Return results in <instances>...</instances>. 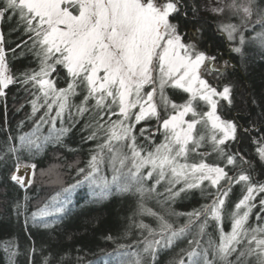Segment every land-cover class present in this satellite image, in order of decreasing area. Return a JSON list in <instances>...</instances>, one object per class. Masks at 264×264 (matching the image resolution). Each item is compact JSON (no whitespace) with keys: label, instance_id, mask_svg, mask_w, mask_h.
<instances>
[{"label":"snow or ice","instance_id":"snow-or-ice-1","mask_svg":"<svg viewBox=\"0 0 264 264\" xmlns=\"http://www.w3.org/2000/svg\"><path fill=\"white\" fill-rule=\"evenodd\" d=\"M178 4L179 0H4L3 7H0V19L8 12L18 14L21 22L26 24V31L33 34L29 38L33 39V48L39 47L36 55L41 57L39 71L31 74L25 72L23 79L18 81L6 63L3 35L0 34V97L6 95L4 90L11 84L19 82L28 85L31 82L32 87H38L40 92L31 102L32 116L45 109L35 120L33 131L19 137L21 148L39 151L47 143H61L70 131L63 126L65 117L74 125V115L83 117L90 111V100L95 101L93 108L100 115L87 139L96 140L99 133L104 134L103 143L97 145L98 151L91 155L86 167L77 169V175L81 178L68 187H61L42 206L37 207L31 213V220L36 226L49 227L45 218L65 212L70 202L64 194L84 183L99 188L100 191L94 194L100 199L111 194L113 187L118 192L135 190L141 201L139 214L155 217L158 226L152 228L143 222L137 225L148 233L141 242L143 248L129 252L127 249L130 246L118 245V256L132 257L131 260L121 261V264H149L150 260H155L156 251L162 244L171 247L188 236H191L189 247L181 251L188 257L189 264H233L229 257L237 252L242 237L248 238V245L255 246L239 251L235 264H242L241 258L250 256L256 257V264H264V226L247 227L250 213L255 207L252 201L256 194L264 193V184H251V178L246 174L228 177L225 169L217 165L203 161L187 162L189 144L199 147L204 139L202 134L197 139V125L210 123L213 130L222 133L219 139L215 134L211 136L215 150L221 154L223 150L219 146L229 139H235L236 125L217 115L218 101L213 99L218 96L231 103L230 87L225 86L222 92H218L202 78V68H206V62H213L215 57L198 49L194 42L195 32L191 34L193 42L186 43L179 32V25L170 20L173 14L179 13ZM227 7L233 9L234 14H243L239 16L238 24L220 26L227 33L228 40L239 39L240 46L232 51L243 55L246 42H255L264 50V6H261L260 0H244L240 4L237 0H231ZM213 11L223 12L224 9L216 8ZM254 14L256 19L252 26L260 25L261 30L255 36L246 38L242 30L249 27ZM57 65L66 69L70 78L65 88H57L55 81L49 78L57 70ZM147 87L151 90H147ZM167 87L182 89L191 98L177 105L165 95ZM78 89L86 94L76 105L72 103V98L80 95ZM157 95L159 106L165 112L171 107L175 114L163 119L160 125L164 130V142L144 155L145 150L136 143L134 127L152 117L160 119L155 100ZM197 98L207 103L210 111L198 113L194 106ZM114 106L118 111L113 110ZM137 107L139 111L134 113L133 109ZM72 108L76 109L75 114ZM189 113L192 119L186 121ZM105 115L108 117L106 121ZM113 116L117 118L112 120ZM57 121L61 124L59 128ZM44 125H50L47 136L42 132ZM145 131L142 128L140 134L143 135ZM125 147L130 150V155L124 152ZM8 151L15 153L18 149L10 146ZM258 152L264 159V148H259ZM181 158L185 162L181 163ZM106 160L112 171L110 180L101 174L100 165ZM234 160L233 156H227V164L233 165ZM30 167L33 173L27 181L18 174L20 165H17L10 179L21 187L31 186L36 165ZM144 169H149L146 174L142 171ZM154 174L157 185L167 177L169 186L165 191L169 200L183 192L201 188L204 181L217 187L218 194L211 204L203 205L200 209L188 213L170 211L168 215L187 217L183 225L174 227L164 215L153 212L143 203L146 196L150 197L156 192L155 185L150 188L144 186V181L152 179ZM225 179L229 185L233 180L236 183L244 182L246 194L235 205L236 211L231 213V232L224 233L221 228L218 244L211 237L202 243V238L207 235L208 217L215 221L222 219L224 198L230 191V187L221 191L223 186L220 182ZM182 182L183 187L173 191ZM59 183L63 185L62 180ZM260 204L264 205V200ZM16 207L21 206L17 204ZM241 209H244L242 213ZM249 233H252L250 237ZM157 235L159 239L155 238ZM106 239L113 238L108 236ZM177 264H185L183 258Z\"/></svg>","mask_w":264,"mask_h":264},{"label":"trees","instance_id":"trees-1","mask_svg":"<svg viewBox=\"0 0 264 264\" xmlns=\"http://www.w3.org/2000/svg\"><path fill=\"white\" fill-rule=\"evenodd\" d=\"M260 3L264 6V0H260ZM3 4L4 0H0V7H3ZM202 5V0H179L180 11L173 14L170 20L179 25V32L186 43L193 42L191 34L195 32L194 42L198 49L208 56L215 57L213 62H207L206 68H202V77L218 92H222L225 86L230 87L231 103L219 98L217 114L223 120L233 122L236 125V133L235 139H229L219 146L223 150L221 154L215 150L211 136L215 134L219 139L222 133L213 130L210 123L197 125L195 135L199 139L202 134L204 139L200 141L199 147L189 144L187 162L203 161L223 167L228 177L246 174L250 176L251 184H264V159L258 152L259 148H264V50L255 42H246L243 55L232 51L234 47L240 46L239 39L237 37L234 41L228 40L227 33L222 31L220 26L228 23L238 24L239 16L231 14L227 16V20L220 21L205 13ZM255 19L254 14L249 27L242 30L246 38L255 36V33L261 30L260 25L253 28ZM0 34L3 35L6 63L10 73L18 81L23 79L22 74L25 72L31 74L33 71H39L41 57L36 55L39 47L33 48V39L29 38L33 34L26 31V24L21 22L18 14L8 12L0 19ZM49 78L55 81L57 88H65L70 79L66 69L59 65ZM149 88L147 87V90ZM4 91L6 95L0 97V156H3V159H0V264H121V261L131 260V256H118L117 246H130L127 249L129 252L139 251L143 248L141 242L148 233L137 225L143 222L152 228L158 226L155 217L139 214L141 201L135 190L118 192L113 187L111 194L100 199L94 194L100 191L99 188L84 183L64 194L70 202L66 205L65 212L45 218L49 227L36 226L31 220V213L37 207L60 191L61 187H68L81 178L77 175V169L86 167L91 155L98 151L97 145L103 143V132L98 134L96 140L87 139L100 115L93 108L95 101H89L90 111L83 117L73 116L76 121L74 125L67 116L65 117L63 126L70 131L61 143H47L42 150L29 151L21 148L19 137L33 131L35 120L45 111L42 108L35 117L32 116L31 102L40 95L39 89L32 87L31 82L28 85L17 82L9 85ZM78 92L80 95L72 98V103L76 105L80 104L86 94L82 89H78ZM165 95L177 105L184 104L191 98L186 92L173 87H167ZM155 100L160 119L152 117L135 124L134 127L136 143L145 150L142 153L144 155L164 142V130L160 125L163 119L174 113L171 107L165 112L163 107L159 106L158 95ZM108 102H111L110 98ZM194 106L198 113L206 112L207 107L202 101L197 99ZM113 110L118 111L115 106ZM71 111L75 114L76 109L72 108ZM138 111L137 108L133 109L134 113ZM116 118L113 116L112 120ZM104 119H108L107 115ZM187 119H192L191 113ZM132 122L134 123V117ZM56 126L61 127L59 121ZM49 127L50 125H44L43 135H48ZM142 128L146 129L143 135L140 134ZM10 146H15L18 151L9 152ZM123 150L126 154H131L127 147ZM229 155L235 158L233 165L227 164ZM180 162L185 161L181 158ZM32 164H35L36 168L34 183L31 186L23 189L10 179L17 165L30 167ZM128 166H131L130 161ZM100 167L101 174L110 180L112 171L107 160ZM148 170L142 171L146 174ZM31 171L33 173L32 168ZM52 171L53 174H49ZM51 176L58 179L52 182ZM156 178L154 174L152 179L144 181L146 188L155 185L156 192L150 197L146 196L143 203L146 208L164 215L174 227L183 225L187 217L168 215L170 211L188 213L193 209H200L203 205L211 204L218 194L217 187L211 186L209 181H204L201 188L183 192L169 200L165 191L169 186L167 177L158 185ZM60 180L63 185L59 183ZM220 185L223 186L221 191L230 187L228 196L224 198L222 219L215 221L208 217L207 235L202 238V243L211 237L218 244L221 228L224 233L231 232V213L236 211L235 205L246 194L244 182L236 183L233 180L229 185L225 179ZM181 187L183 182L177 184L173 191ZM261 200H264V193L256 194L255 200L252 201L255 207L249 216V228L264 226V205L260 204ZM17 204L21 207L17 208ZM242 211L244 209H241V213ZM251 235L252 233H249V237ZM108 236L113 239H106ZM155 238L159 239V236ZM189 239L191 236L176 241L171 247H164L162 244L156 251L155 260H150L149 264H177L181 258L185 264H189L188 257L181 251L188 249ZM247 241L248 238L242 237L237 252L229 257L233 264L239 251L255 246L248 245ZM241 260L242 264H256L255 256Z\"/></svg>","mask_w":264,"mask_h":264},{"label":"rangeland","instance_id":"rangeland-1","mask_svg":"<svg viewBox=\"0 0 264 264\" xmlns=\"http://www.w3.org/2000/svg\"><path fill=\"white\" fill-rule=\"evenodd\" d=\"M244 0H237V3L240 4V3H243ZM231 3V0H202V6H203V11L209 15H212L213 17H215L216 19L220 20V21H224V20H227V16L229 17L231 14H234V10L233 9H230L227 7V5ZM216 8H223L224 11L223 12H214L213 9H216ZM237 16V14H235ZM243 14L242 13H239L238 16H242ZM207 64V62H206ZM203 78V77H202ZM151 90V88H149V91ZM182 90V89H181ZM183 91V90H182ZM189 96L190 94L187 93ZM191 97V96H190ZM220 97H213V99L215 100H219ZM198 99V98H197ZM199 100V99H198ZM201 101V100H200ZM203 104L206 105V112L207 111H210V106L205 103L204 101H202ZM137 109L139 110V107H137ZM175 114V112L173 113ZM190 114V113H189ZM218 115V114H217ZM189 116V115H188ZM185 117V120L187 121V117ZM211 125V124H210ZM186 127V125H185ZM28 170H29V177L32 176V171H31V168L30 167H26ZM53 174V171L50 172L49 174ZM51 179H52V182L56 181L58 179V177L56 176H51ZM222 181V180H221ZM55 184V183H53ZM28 187V186H27ZM23 189H25L26 187H21Z\"/></svg>","mask_w":264,"mask_h":264},{"label":"bare ground","instance_id":"bare-ground-1","mask_svg":"<svg viewBox=\"0 0 264 264\" xmlns=\"http://www.w3.org/2000/svg\"><path fill=\"white\" fill-rule=\"evenodd\" d=\"M15 170H16V168H15ZM15 170H14V172H15ZM18 174L21 176H24L26 181L29 178V170L26 167L20 166V170H19Z\"/></svg>","mask_w":264,"mask_h":264},{"label":"water","instance_id":"water-1","mask_svg":"<svg viewBox=\"0 0 264 264\" xmlns=\"http://www.w3.org/2000/svg\"><path fill=\"white\" fill-rule=\"evenodd\" d=\"M18 185V184H17ZM20 186V185H19ZM21 187V186H20Z\"/></svg>","mask_w":264,"mask_h":264}]
</instances>
